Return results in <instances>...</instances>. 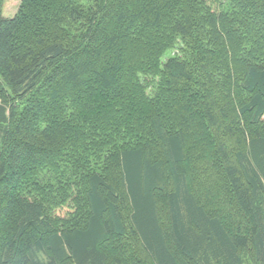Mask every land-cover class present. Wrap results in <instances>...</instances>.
<instances>
[{"label": "trees", "instance_id": "obj_1", "mask_svg": "<svg viewBox=\"0 0 264 264\" xmlns=\"http://www.w3.org/2000/svg\"><path fill=\"white\" fill-rule=\"evenodd\" d=\"M3 1L0 264H264V0Z\"/></svg>", "mask_w": 264, "mask_h": 264}, {"label": "rangeland", "instance_id": "obj_2", "mask_svg": "<svg viewBox=\"0 0 264 264\" xmlns=\"http://www.w3.org/2000/svg\"><path fill=\"white\" fill-rule=\"evenodd\" d=\"M20 3V0H4L3 1V5H2V15L5 17H9L12 16L17 8L18 5ZM178 50V46L176 45L174 48H170L169 50H167L163 56H162V60H164L166 57L174 55L177 53ZM199 141L201 142L207 149H200V156H202V160L206 158V160H203L204 164L206 166L211 165V163L213 164V161L210 159L211 153L213 151V147H212V143H213V139L211 134L207 131V133L205 132H201L198 135ZM212 144V145H211ZM196 156H199V153L197 152ZM207 156H208V160H207ZM195 157V155H194ZM203 162H194V166L196 167V165H198L200 168H204L202 169V173L201 175L199 174L198 179L201 180L202 183L206 184L208 186V189L211 186H221V182L218 180V178L215 176V174H213L212 169L210 167H204ZM48 175H44L43 179H47ZM216 192V191H214ZM218 192V191H217ZM219 195V194H217ZM203 201L207 204L208 207L210 208H216V209H223V206H219V205H212L214 203V199L210 196H206L204 195ZM207 198V200H206ZM245 264H251L249 260H246Z\"/></svg>", "mask_w": 264, "mask_h": 264}]
</instances>
